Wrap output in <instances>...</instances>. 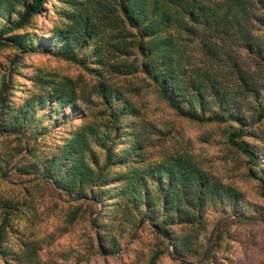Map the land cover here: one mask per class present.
Listing matches in <instances>:
<instances>
[{
  "label": "trees",
  "instance_id": "trees-1",
  "mask_svg": "<svg viewBox=\"0 0 264 264\" xmlns=\"http://www.w3.org/2000/svg\"><path fill=\"white\" fill-rule=\"evenodd\" d=\"M44 4L0 0V47L16 49L0 82V264H91L119 249L114 264L168 253L191 264L209 213L218 226L203 263L236 242L229 264H264L260 239L231 229L264 219V205L207 166L176 119L209 124L203 136L217 133L264 197V0H59V20L38 34ZM32 51L76 70L36 58L17 82L22 62L11 64ZM60 236L78 242L53 250Z\"/></svg>",
  "mask_w": 264,
  "mask_h": 264
},
{
  "label": "rangeland",
  "instance_id": "rangeland-1",
  "mask_svg": "<svg viewBox=\"0 0 264 264\" xmlns=\"http://www.w3.org/2000/svg\"><path fill=\"white\" fill-rule=\"evenodd\" d=\"M59 3V0H45V9L42 13L35 16L33 19L34 27L38 34H46L51 31L54 23H56L58 19V14L55 12V4ZM54 4V5H53ZM14 52H16V49L13 47L3 46L0 47V82H1V74L9 71L8 68L10 66V59L13 57ZM49 53L41 52V51H32V52H26L21 55V53H18V58L11 64V66H15L19 61L22 62L21 67L18 69V71H15L11 75V78L14 80H17V82L22 83H29V77L25 75V71L27 70L28 66L30 65L31 60H35L36 58H47L50 60L51 63H58L61 65L59 67L63 71L67 72H74L75 66L70 64L67 65L63 61H58L57 59H54L53 57L48 55ZM21 91V90H20ZM20 91H17V94L20 93ZM155 97V96H154ZM153 105H154V112L157 114V116H164V117H172L171 110L169 107H167L166 104L163 102H157V100L153 99ZM182 127L184 133L191 139L196 151L201 154L205 160L206 165L209 166L211 169H213L215 172H218L222 176H231V178H234V180L237 182V184L241 187L244 194L248 196L252 200H256L264 205V197H258L256 196L255 192L253 191V181H244L240 179V176H238V173H240L242 169V164L239 161H236L235 159L227 158L224 156V149H223V142H221V137L216 134H212L208 137H204L203 133L205 129L211 128L209 124H197V122L190 121L185 118H176ZM1 137V136H0ZM14 142H11L13 144ZM27 153L26 148L24 149V155ZM22 157L17 159L13 162L15 164L16 162L20 161ZM12 164V165H13ZM11 170V169H10ZM10 172V171H9ZM9 187H6L2 184H0V189H7ZM11 189V188H10ZM43 198L45 199V203H49L55 200L54 197V191L50 186H45V188H42ZM43 205L40 204V209H42ZM216 216L213 213L208 214V220L210 221L209 226L207 227L206 232V243L204 245V251L201 258L198 257H192L190 259H187L188 261H191V264H229L230 260L234 258V255L236 254L237 248H236V242H234L233 245L229 247V250L224 247H218V246H212V252L214 253V258L209 259L210 261L204 262L203 259L207 254L208 246L210 243H212V238L214 236V233L216 232L218 223L215 222ZM256 221H250L246 220L243 221V223H233L231 226V229L237 228V230H240L242 232H252L255 236H257L258 240L260 241V245L257 244L258 248L255 251L256 254L261 255L264 254V250L260 251L261 247L264 249V219L263 217H256L254 218ZM55 219H48L46 224L42 225L37 229L39 231L38 235H46L48 234L52 229H54L55 225ZM223 220V219H222ZM84 226H81V231L86 230L88 233H90V229L85 225V222H83ZM82 227H85L83 229ZM138 228H135L134 232L137 231ZM80 231V232H81ZM202 235V234H201ZM141 236L144 240H149L150 242L153 241V238L150 236V232L147 228L143 229L141 231ZM205 239V235L203 236V240ZM84 240V238L82 239ZM130 240V239H129ZM251 241V240H249ZM78 241L75 239V237H68V236H60L57 237L55 240V243H53L51 246L53 250H57L60 248H66L70 244H76ZM236 244V245H235ZM125 246V245H124ZM253 244L249 243V247H252ZM171 248V246H169ZM121 253V249L114 251V252H108L103 254H95L93 256L91 264H114L117 260V256ZM129 254V253H128ZM125 256V255H124ZM122 255V257H124ZM264 256V255H262ZM241 260L245 262V257L241 254ZM159 264H181L180 259L173 258V255L170 253L163 254V256L160 257Z\"/></svg>",
  "mask_w": 264,
  "mask_h": 264
},
{
  "label": "water",
  "instance_id": "water-1",
  "mask_svg": "<svg viewBox=\"0 0 264 264\" xmlns=\"http://www.w3.org/2000/svg\"><path fill=\"white\" fill-rule=\"evenodd\" d=\"M26 151H27V149H26Z\"/></svg>",
  "mask_w": 264,
  "mask_h": 264
}]
</instances>
